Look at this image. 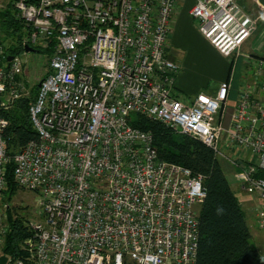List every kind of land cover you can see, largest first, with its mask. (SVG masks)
<instances>
[{
    "label": "built area",
    "instance_id": "2783aa9c",
    "mask_svg": "<svg viewBox=\"0 0 264 264\" xmlns=\"http://www.w3.org/2000/svg\"><path fill=\"white\" fill-rule=\"evenodd\" d=\"M11 1L24 30L13 38L0 19L1 106L31 94L27 46L48 66L29 105L37 138L9 153V121L0 116L5 264H197L204 176L161 159L133 113L208 145L232 167L264 228V56L252 60L228 117L229 82L216 95L177 92L181 65L166 48L178 0H0V11ZM191 15L235 62L259 19L238 0H195ZM11 163L14 196L21 189L40 196L17 257L4 252Z\"/></svg>",
    "mask_w": 264,
    "mask_h": 264
},
{
    "label": "trees",
    "instance_id": "16d2710c",
    "mask_svg": "<svg viewBox=\"0 0 264 264\" xmlns=\"http://www.w3.org/2000/svg\"><path fill=\"white\" fill-rule=\"evenodd\" d=\"M3 31L13 38L21 35L23 24L15 16L12 1L0 11ZM38 92V84L31 88V95L19 98L12 107L1 106L0 116L8 119L6 129L7 148L13 154L32 139L37 138L29 114L30 102ZM133 126L149 131L153 135L154 146L161 159L181 164L193 174L204 176L207 191L205 200L198 207L199 241L197 264H264L262 252L252 243V233L245 210L231 185L222 159L201 140L176 132L165 123L144 114L130 115ZM9 199L18 190L13 177V164L8 167ZM9 229L6 235L4 252L14 257L25 255L22 241L31 232L26 224V215L19 214L16 207L8 211Z\"/></svg>",
    "mask_w": 264,
    "mask_h": 264
},
{
    "label": "crops",
    "instance_id": "0c3cea01",
    "mask_svg": "<svg viewBox=\"0 0 264 264\" xmlns=\"http://www.w3.org/2000/svg\"><path fill=\"white\" fill-rule=\"evenodd\" d=\"M238 1L252 15L249 8L251 5L247 4V2L255 6L253 0ZM194 3L195 0H178L172 30L166 48L168 56L181 65L176 79L177 92L187 98H193L200 92L216 95L221 84L229 82V107L227 111L229 114L228 117H230L238 100L241 85L246 79H250L253 70L252 60H254V57L264 56V23L259 22L249 37L250 39L254 36L252 40L253 51L251 53L243 52L246 47H249V39L243 44L240 56L243 55L245 57L244 62L246 67L243 68L240 78L236 79L235 71L237 60L235 62L233 56L227 57L221 54L202 35L197 20L191 15V9ZM246 55L252 56V58L246 57ZM229 167L233 175V169L230 165ZM234 181L237 189L235 191L236 196L242 206L247 207L248 211L251 212L252 207L248 195L239 191L235 177Z\"/></svg>",
    "mask_w": 264,
    "mask_h": 264
},
{
    "label": "rangeland",
    "instance_id": "374dc122",
    "mask_svg": "<svg viewBox=\"0 0 264 264\" xmlns=\"http://www.w3.org/2000/svg\"><path fill=\"white\" fill-rule=\"evenodd\" d=\"M253 2L255 3V6L247 2V4L251 5V7L249 6L252 12L251 16H253L254 18H259L257 21V25L259 22L264 23V20L262 19V16L264 15V5H262L257 0H253ZM253 39L254 36L248 40L250 42V44L248 42L249 45L247 44L249 47H246L245 50H243V52L251 53L253 51L252 50ZM29 57H30V63L28 65V70L26 71L25 78L30 80V83L32 84L33 87L35 84H37V82L40 80V78L43 76L44 72L46 71V67L48 66V61L46 57L39 52H30ZM244 58L245 57L243 55L237 58L236 71H235L236 79L240 78L243 68L246 67ZM223 165L225 167V171L227 173L228 179L236 191L237 189L235 186L234 177L230 170L229 164H227V162H223ZM12 200H13L12 201L13 207H16L17 212L19 214L26 215L28 219L29 217H33L35 215L34 213L40 210V206L38 205L40 196L33 191L21 189L18 191L17 195L13 197ZM243 208L245 210L250 231L252 233L251 243L255 248L261 250V252L264 254V228H261L257 224L256 218L252 211L249 212L248 208L245 206H243Z\"/></svg>",
    "mask_w": 264,
    "mask_h": 264
},
{
    "label": "water",
    "instance_id": "95a60500",
    "mask_svg": "<svg viewBox=\"0 0 264 264\" xmlns=\"http://www.w3.org/2000/svg\"><path fill=\"white\" fill-rule=\"evenodd\" d=\"M262 5H264V0H258ZM26 51L28 52H36V49L35 48H32L30 46H27L26 48ZM9 59H11V57H9ZM6 262V257L5 256H1L0 257V264H5Z\"/></svg>",
    "mask_w": 264,
    "mask_h": 264
}]
</instances>
